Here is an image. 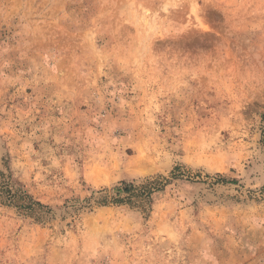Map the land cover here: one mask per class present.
<instances>
[{
    "label": "rangeland",
    "instance_id": "obj_1",
    "mask_svg": "<svg viewBox=\"0 0 264 264\" xmlns=\"http://www.w3.org/2000/svg\"><path fill=\"white\" fill-rule=\"evenodd\" d=\"M0 264H264V0H0Z\"/></svg>",
    "mask_w": 264,
    "mask_h": 264
},
{
    "label": "trees",
    "instance_id": "obj_2",
    "mask_svg": "<svg viewBox=\"0 0 264 264\" xmlns=\"http://www.w3.org/2000/svg\"><path fill=\"white\" fill-rule=\"evenodd\" d=\"M175 174V173H174ZM221 177V176H219ZM165 178V177H164ZM163 178V179H164ZM166 179V178H165ZM224 180V178H218ZM165 181H168L165 180ZM165 184L164 180L158 178L146 179L142 184H135L134 182H121L119 185L114 186L113 188H104L102 189L99 203L108 204V203H122V202H130L133 197L141 196L147 200V198L151 197L155 190H159L161 185ZM164 186V185H163ZM29 198L28 203L20 204V208H32L34 204L44 206L40 202H34L29 195H26ZM24 210V209H23ZM31 210V209H30ZM28 211V210H26Z\"/></svg>",
    "mask_w": 264,
    "mask_h": 264
}]
</instances>
